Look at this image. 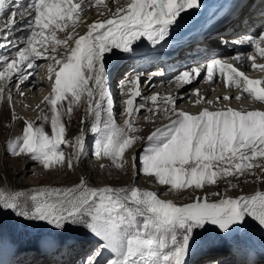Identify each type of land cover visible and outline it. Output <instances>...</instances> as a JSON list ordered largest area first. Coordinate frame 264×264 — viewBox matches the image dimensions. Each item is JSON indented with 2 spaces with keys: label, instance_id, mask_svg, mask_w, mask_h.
I'll use <instances>...</instances> for the list:
<instances>
[{
  "label": "snow or ice",
  "instance_id": "6c2138e0",
  "mask_svg": "<svg viewBox=\"0 0 264 264\" xmlns=\"http://www.w3.org/2000/svg\"><path fill=\"white\" fill-rule=\"evenodd\" d=\"M100 0H97L99 3ZM16 3L27 8L31 35L26 37V47L16 48L15 58L9 60L0 54V99L12 87L23 95L25 80L35 76L39 68L36 61L50 57L59 70L55 71L54 83L45 102L50 105L51 134L43 127L25 122L22 137L8 145L13 156L26 155L39 163L43 169L64 167L72 169L86 151L83 132L72 140L65 139V124L59 111L68 100V111L86 93L88 110L94 118L90 131L98 135L92 147L96 158H108L115 167L125 170L129 161L126 150H131L141 138L131 133L141 129L133 127V118L144 105L134 107V98L141 97L138 90L124 103L130 119L118 127L114 120V100L109 86L106 54L119 50L124 54L133 52L134 42L146 38L151 45L167 42L170 28L181 26V13L203 7L198 0H131L127 8H118L112 19L94 22L84 35L67 32L63 39L56 32L69 27L68 22L81 5L72 0H0V13ZM13 17L15 12L12 13ZM179 18V20L177 19ZM15 27V19L7 28L0 29V48L11 42L7 33ZM46 30L50 35L46 36ZM74 31V29H73ZM255 49V53L237 54L236 61L250 60L252 68L264 71L257 56L264 58V32L257 37L248 35L241 42ZM54 41V43H53ZM227 43V40L224 41ZM62 45L63 51L57 46ZM37 47L43 51H38ZM140 48V44L136 45ZM206 70V78L215 81L217 70L226 75V86L235 85L254 101L264 102V81L250 79L232 63L212 58L206 69L192 67L175 77L182 85L191 84ZM52 70L50 69V72ZM49 79H52L50 76ZM142 84L141 74L121 84ZM131 91V90H130ZM196 103L212 104L199 90ZM147 102L157 101V96L141 97ZM10 102L12 97L7 96ZM178 97H169L163 112L169 123L156 128L147 136L149 146L145 154L132 157V167L137 175L141 172L153 177L160 185L170 186L169 191L191 188L201 189L216 183L217 178L238 177L252 174L253 168L262 166L252 161L264 159V111H240L231 107L210 111L204 108L198 114L179 110ZM229 96L217 97V101H229ZM235 99H241L236 96ZM153 112L152 108L146 109ZM102 113L104 114L102 116ZM45 122L48 115L41 114ZM81 125L84 121H80ZM68 145L72 152L65 156L60 146ZM101 167H104L101 164ZM261 177L264 178V170ZM217 199L193 197L191 202L178 205L173 200L160 199L152 191L141 190L134 185L125 187H92L81 177L71 187H37L30 191L0 190V210H9L20 221L45 223L58 233L71 226L82 230L81 244L96 241L81 260V264H192V257L204 245L234 235L249 236L253 231L261 233L264 243V192L255 195L228 197L215 192ZM3 225L0 224V231ZM211 231V235H205ZM68 242L62 239H45L41 248L59 252ZM240 252V249H236ZM107 253V255H106ZM242 264H259L254 249H247ZM213 264H220L214 261Z\"/></svg>",
  "mask_w": 264,
  "mask_h": 264
},
{
  "label": "rangeland",
  "instance_id": "374dc122",
  "mask_svg": "<svg viewBox=\"0 0 264 264\" xmlns=\"http://www.w3.org/2000/svg\"><path fill=\"white\" fill-rule=\"evenodd\" d=\"M229 1L230 0H223L222 4L219 6L221 9L218 10L217 8V10L214 12V15H217L218 11L223 10L227 5L225 2ZM72 2L79 3L81 5V0H72ZM218 2H220V0H213L210 8H212L214 4ZM112 3H114V1H112ZM13 4L14 6L16 5V3ZM81 8L82 10L80 12L83 14V17H88V13L91 14L89 16H92V12L95 10H101L103 7L84 8L82 6ZM13 12L16 14L18 13L17 15H19V12L21 13L22 10L11 8V11L5 17L6 20L12 16ZM81 18V14H79L78 17L74 16L73 19L68 22V24L70 25L73 21H78L80 23ZM48 31L49 30H46L45 35L48 34ZM30 32L31 31L29 30V33L24 35V38L30 36ZM4 52L5 48H0V54L5 55ZM12 58L14 57H11L9 60ZM57 66L59 68V65ZM54 75L55 70L51 75L52 79H49L46 84L53 86ZM38 78H40V76L37 75L36 79ZM114 78L115 75L113 76L112 84H109L114 100L113 116L116 125L118 127H123L125 126L124 122L130 119V117L127 115L126 109H123L120 112L117 110V102H120V100L123 101V98L120 97L119 99V96H117L119 95V90L114 86ZM235 88L236 91L239 90V88L237 89L236 86ZM113 91L115 92L113 93ZM13 100L9 102L6 94L3 99H0V113H4L3 117L0 118V190L11 192L30 191L37 187H71L78 183L80 178L83 177L86 179L88 185L92 187H104L108 185L113 187H125L128 185H134L141 190L157 193L158 198L160 199H171L178 205L191 202L193 197L207 196L212 200H215L217 198L212 195L215 192L226 194L228 197L232 198H236L238 196L255 195L257 192H259V190L260 192H264V178L261 177L262 170H264V159L261 158H256V160L252 161L253 163H257L262 166L261 168H253L251 170L252 174L240 175L238 177H225L222 179L217 178L216 183L206 184L201 189H197L195 191H193L191 188H186L180 191H169L170 186L160 185L153 177L143 174L142 172L137 175L136 170L132 167V157L137 156V158H139L140 156H143L145 154L146 148L149 146L147 136L150 135L151 132L155 131L156 128L162 127L163 125L169 123V121L163 118L162 115L160 116L161 112L158 115L160 117H157V119L152 116L153 112L149 113L145 109L142 110V112L140 111L136 113L135 117L133 118V127L141 129V131L131 133V135H135L141 139L134 143V146L131 148V150H126L125 156L128 158L129 163L125 170L115 167L113 162L108 158H96L91 153L95 140L99 137L89 130L91 124L94 122V118L91 114H87L88 101L86 93L82 95L80 101L76 102L72 106L70 112L68 111V102H60L61 104L64 103L62 118L64 120L66 129L65 139L72 140L77 135H80L81 132H83L86 136V151L83 157L79 160V162L74 164L72 169H68L66 166H57L45 170L39 163L33 161L26 155H21L18 157L10 155L7 148L9 144L14 143L18 138L22 137L23 129L25 127V123H23L24 121H31L34 124V127H41L36 119L38 118V115L41 116L42 113L49 115V113H51L50 105H48L44 99L39 101L36 105L30 107L33 108V113L35 112L34 114L36 116V118L33 117L35 119L33 120V118L26 119L25 116H19L14 111L11 114L9 109L15 107L16 104L21 103L20 99L14 98ZM207 100L214 101V103L207 104L204 102L205 104L203 106L198 103L197 107L193 111H188V109L183 111L188 112L189 114H198L204 108H208L210 111H217L225 110L227 107L243 111L240 107L232 104L235 102L234 99L232 103L229 101L220 102L217 100H211L210 96ZM251 101V99L247 100L249 103H252ZM198 106L202 107L198 108ZM30 108L28 107L29 111ZM177 108L179 109V107ZM250 111L256 110L251 109ZM103 115L104 114L102 113V116ZM136 116H138V118H143V121H139ZM81 120L84 121L83 125L80 123ZM47 133L50 134L49 132ZM60 148L65 153V156L72 152V148L68 145L62 144ZM101 164H103L104 167H101ZM25 169L30 170L27 175L24 172ZM65 175H68V177H64ZM0 224L3 225L2 231H0V264H12L13 259L15 260V264H45L42 255H40L42 253H38L35 250L36 245L31 248V246L38 242L39 238H41L43 235L44 236L42 240L53 238L52 234H54L57 239L66 241L67 239H70L67 241V246L55 254L57 255L58 253H61L67 249V258L71 260L74 258V255L77 257L83 255L84 257L88 251L95 246L96 243L94 238H92L91 243L81 244L79 242L80 238L84 236L82 230L73 229L71 226H69L64 233H58L54 228L42 222L29 223L20 221L9 210H0ZM211 234L212 233L210 231L205 235L207 236ZM261 235V233L253 231L249 236H231L225 238V241H223V239L216 240V242L213 244L204 245L199 248L192 257V264H202L204 260H209L207 264H213L215 259H218L220 262L218 257H214L215 254H221L222 261L220 264H234L233 261L229 260H231V255L233 256L232 259L234 260L237 256V253L234 250H231L230 244L238 242L240 244L237 248H239L240 251H243L245 247H249V249L254 248L256 250V255L261 256L260 258L264 260V243L261 242ZM246 250L247 249H245L243 253H245ZM243 253L240 255L243 256ZM45 259L48 263H50L48 258L45 257ZM53 261L56 262V259H53ZM59 264H69V262L66 258H62Z\"/></svg>",
  "mask_w": 264,
  "mask_h": 264
},
{
  "label": "bare ground",
  "instance_id": "6f19581e",
  "mask_svg": "<svg viewBox=\"0 0 264 264\" xmlns=\"http://www.w3.org/2000/svg\"><path fill=\"white\" fill-rule=\"evenodd\" d=\"M112 1H114V3H112ZM212 1L213 0H198V3L203 4L202 8L189 9V10H187V12L181 13V17H183V20L181 22V26L179 28H177L175 23H174L173 26L170 28L171 34L168 38H166V41H169L170 38H174V37L178 38V39H182L181 38L182 33H183L182 29L190 27V25H191L190 19L192 18V16L193 15L195 16V13L197 11H205L206 9L210 8ZM222 2H223V0H220L219 6L222 4ZM28 3H29V0H23L24 5H27ZM129 3H131V0H100L99 3H97V0H81V7L83 6L84 8H88V7L89 8L90 7H100V8L103 7V8L101 10H95L94 12H92L93 13L92 16H89L91 14L88 13L89 14L88 17H86V16L83 17V14L80 12L82 10V8L80 7V9H78L77 12L82 15V18L80 19L81 22L79 23L78 21H73L69 25V27L65 28L64 31L58 30L56 32V36H57V38L63 39L67 32H72L73 35H77V34L84 35L87 31L88 25H90L94 22H97V21H102L105 19H112L118 8H127ZM225 3H227L226 7L223 10L218 11V13H217L216 17L218 19H217L216 23H221V22L224 23L230 19H233V17H236V19H238L239 21L245 22V25L248 28L252 29L258 24V22L260 20H264V0H230L229 2H225ZM219 6H218V10L221 9V7H219ZM11 8H13V9L17 8L18 10L22 9V12L21 13L19 12V15H17L18 13L17 14L15 13L16 14L15 17H13V15H12L8 20H6L5 17L11 11ZM6 10L3 13H0V29L7 28L11 24L12 20L15 19V27L13 29H11L7 33V36H6V39L8 41H10L11 44L7 48H5L4 53H5V56H7V58L10 59L11 57L15 58L16 48L22 49V48L27 46L26 42H25L26 38H24V35L28 34L29 30H30L29 26H28L30 14L28 13L27 8L20 7L18 5H16V6L11 5V7L6 8ZM177 19L179 20V18H177ZM215 26H218V25H215ZM73 29H74V31H73ZM30 34H31V32H30ZM47 35H50V30L48 31ZM187 37L188 36H185V37H183V39H185ZM3 39H4V37L0 36V40L2 41ZM185 40H187V39H185ZM53 43H54V41H53ZM13 44L16 46V48H13L11 46ZM137 44H140V48L136 47ZM152 46L153 45H151L150 42H148L145 38L142 41L134 42V44L132 45L134 51L131 53L124 54V53L120 52L119 50H114L112 53L106 54V61H107L106 68H107L108 73H109L108 83L112 84L113 76L115 75L114 86L119 90V95H117V96H119V99H120V97L121 98H123V97L120 94V93H122V90H121V86L118 85L120 83H118L116 77H117V75H119V73H121V71L128 72V70L132 69V72L129 73L130 79L132 80L133 76L136 74H141V79L143 81V83L139 84L138 86H134L133 84L131 85V87H128V88H127V86H125L124 90L129 92L130 94H129V96H126V98H123V101L120 100V102H117L116 106H117V110L119 112L123 109H126V105L124 102L128 98L131 97V92L137 90V88L141 92V97H151L152 95L157 96L156 102H152L151 100H148L147 102H145V100L142 99L141 97H135L134 98V107L137 105H144V108L141 109V112L144 109L146 110L148 108H152L153 113H154V112H158L159 109H161V108L168 107V105L165 103V101L169 97H178L175 107H179L180 110L188 109V111L189 110L193 111L197 107V104H198V103H196L197 95L194 94L195 90H197V89L199 90V93L203 97L206 98V100L208 99L209 96L211 97V100H217V97L222 98L224 96H229L230 98H232L230 100V102L232 103L233 99H234L235 102H233L232 104L237 106V107H240L241 110H243V111H250L251 109L264 111V102L254 101L253 98L248 96L247 93H243L242 89H240V88L238 91H236L234 84L231 85L230 87L226 86V75L220 74L218 70L215 73V76L217 78L215 79L214 82L207 80L206 70L201 73V76L203 78H197V80H194L191 84L182 85L181 83L176 81L175 77L177 75L182 74L184 70L192 68V65H194V64L200 65V64L207 62V61H201V63L193 62L192 64H189V67H183V68L177 67L174 69L172 66V68L163 77H152V76H149L147 74H144V71H145L147 66L145 68L144 67L140 68L139 66H136L139 63H135L136 64L135 66H130L131 64L129 61H127L126 57H128L129 55L143 54L146 51H150L153 48ZM199 49H200V51H204L206 49V46L203 43L198 44L196 46V50L199 52ZM37 50L43 51L39 47H37ZM57 50L63 51V46L62 45L57 46ZM189 50L191 52L190 53L187 52V54L189 53V56L191 58L190 61H192V59H194V58H192V53L194 52V50H192V48H190ZM182 53H183V51H182ZM199 54L200 55H198V56L201 57V53H199ZM234 57H235V55L233 54V52H230V53H226L223 56H221L220 59L222 61L232 63L233 66L238 69V65L235 63ZM210 61H211V59H210ZM256 62L258 64H264V58L258 57ZM36 63H38L40 65L38 69L26 70V71H35V72L37 71V72H36L35 76H31V77H29V79L25 80L24 86L22 87V92L24 93L23 95H21L15 87L10 88L5 93L7 96L9 94L11 95V97H12L11 100H13L14 98L21 100L20 104H16L15 107L9 109L10 113L12 114V112L14 111L19 116H25L26 119H28V118L31 119L33 117L36 118V116L34 114L35 112L33 113L34 110H32L33 108H30V107L36 105L39 101L44 100V98L46 96L50 95V93H51L50 87L52 85H49L46 83L49 80V77L54 72V70L55 71L59 70L58 66L54 63V61L51 60L50 57L42 58V59L36 61ZM116 65L120 68L118 70V72L114 71V68L116 67ZM241 68L246 70L244 72H246V74L248 75V77L250 79L261 81V79L264 77V71H261L260 69L254 70L252 68V63H249L248 61L245 62L244 66ZM50 69L52 70L51 72H50ZM204 69H206V66L204 67ZM154 70H156V69H154ZM151 71H153V70H151ZM37 75L40 76V78L36 79ZM125 77H126V75H123L119 80L125 79ZM258 87H264V84L258 85ZM114 92L115 91H113V93ZM238 95L241 96V99H239V100L235 99V97ZM249 99L252 100L251 101L252 103L247 102V100H249ZM64 101L66 103L68 102L67 99ZM200 104L203 106L205 103H204V101H201ZM62 105H63V107L60 108L59 111L61 113V122L64 123V120L62 118L64 103H62ZM202 106H198V108L202 107ZM28 107L30 108V111H32V112H30L28 110ZM153 113H152V116H153ZM3 114H4L3 112L0 113V118L3 117ZM87 114H90L89 110L87 111ZM51 115H52V113H49V115H48L49 120L47 122L43 121L41 119L40 115H38V118L36 119L37 122H39V125L41 127H43L45 129V131L49 132L50 134H51V125H50ZM158 115H156L154 118L157 119V117H160L161 115L163 116V118H165L163 112H161L160 116H158ZM142 117H145V116H142ZM136 118H138V116H136ZM138 119H139V121H143V118H138ZM33 120H35V119L33 118ZM25 122L26 121H24L23 123H25ZM37 122H36V124H37ZM124 124H125V122H124ZM24 172L27 175L30 172V170L25 169ZM64 177H68V175H65ZM43 236H41V238H39L38 242H36L34 245H32L31 248H33L36 245L35 250L38 253H42L40 255H42V257L44 259L43 261L45 262V264H59V262L61 261L62 258H66L71 264V262L73 261V258H72V260L67 258V255H68V254H66L67 249H65L61 253H58L57 255L55 254L56 252L42 249L41 248V241H43L42 240ZM52 236H53V238L57 239L54 234H52ZM68 240H70V239H67V241ZM237 244H240V243L238 242ZM254 251H256V250L254 249ZM106 255H107V253H106ZM244 255L245 254H243V256ZM75 256L76 255H74V257ZM226 256L229 257L228 255H226ZM243 256L240 255V258H242ZM45 257L49 259L50 263H48L46 261ZM227 257H224V258H227ZM259 257H261V256H259ZM53 259H56L55 263L52 262ZM216 260L218 261V259H215L214 261H216ZM12 264H15L14 259L12 261ZM234 264H237V263H234Z\"/></svg>",
  "mask_w": 264,
  "mask_h": 264
}]
</instances>
